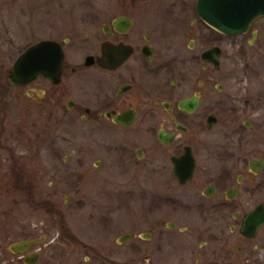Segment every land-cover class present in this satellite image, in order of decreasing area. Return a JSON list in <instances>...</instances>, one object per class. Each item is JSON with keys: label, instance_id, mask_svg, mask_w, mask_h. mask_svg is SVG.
I'll return each instance as SVG.
<instances>
[{"label": "flooded vegetation", "instance_id": "obj_1", "mask_svg": "<svg viewBox=\"0 0 264 264\" xmlns=\"http://www.w3.org/2000/svg\"><path fill=\"white\" fill-rule=\"evenodd\" d=\"M196 4L123 2L94 30L89 25L95 17L74 16L72 2L62 0L50 12L48 36L34 41L56 42L46 63L52 75L39 73L23 84L12 83L9 71L24 49L9 65L12 37L4 28L0 137L12 87L19 103L34 105L50 119L59 107L60 115L75 111L88 121L133 127L142 145L134 148L133 161L122 154L126 168L145 166L160 187L147 209H133L136 222L128 231L144 264H264V83L254 82L264 67L245 62L217 80L223 51L218 30L200 17ZM263 17L252 20L244 33L218 32L248 34L252 43L257 38L252 25ZM214 46L220 47L218 67L202 57ZM20 181L25 183L23 177ZM157 201L167 209L153 208ZM140 217L145 218L143 229ZM59 234L75 245L98 249L67 229L60 228ZM34 238L42 239L27 251L37 252L32 264L41 250L35 244L44 236ZM12 242L7 249L17 259L9 264H28L27 252L12 251ZM93 255L104 257L100 251Z\"/></svg>", "mask_w": 264, "mask_h": 264}, {"label": "rangeland", "instance_id": "obj_2", "mask_svg": "<svg viewBox=\"0 0 264 264\" xmlns=\"http://www.w3.org/2000/svg\"><path fill=\"white\" fill-rule=\"evenodd\" d=\"M61 1L0 0V32L8 27L12 37L9 65L36 39L48 36L50 12ZM67 1L72 2L74 16L87 13L97 19L89 25L95 30L118 12L120 3L131 0ZM252 27L257 29L252 43L247 41L248 34L229 37L216 32L223 50L217 80L222 81L224 73L237 70L233 67L245 62L264 67V17ZM261 71L255 77L256 85L264 83V68ZM13 89L0 137V264L16 263L13 259L17 255L7 249L10 242L39 236L44 239L35 244L41 248L35 264L146 263L143 253L133 248V237L117 242V237L129 233L136 222L133 209H147L160 188L145 166L126 168L129 163L122 154L135 159L134 148L142 145L138 132L133 127L85 120L75 111L60 115L59 107L55 119H50L34 105L19 103ZM96 159H100L98 164ZM13 169L22 170L28 188L12 186ZM153 208L167 209L158 201ZM61 216L70 233L98 249H87L61 237ZM138 220L143 229L145 218ZM96 251L104 257H91ZM85 255H90L88 261Z\"/></svg>", "mask_w": 264, "mask_h": 264}, {"label": "water", "instance_id": "obj_3", "mask_svg": "<svg viewBox=\"0 0 264 264\" xmlns=\"http://www.w3.org/2000/svg\"><path fill=\"white\" fill-rule=\"evenodd\" d=\"M196 10L204 21L218 31L236 35L246 32L252 20L264 15V0H197ZM55 45L56 42L53 40L42 39L27 46L15 59L9 71V80L15 84H23L39 73L51 76L52 72L46 63H49L50 50ZM202 57L218 67L220 47L214 46L204 51ZM186 103L187 101H184V104ZM129 237L130 234L126 233L119 236L118 240L124 241ZM40 239L42 238L20 239L12 242L10 249L16 253L27 252ZM36 257V251L24 255L28 264H32Z\"/></svg>", "mask_w": 264, "mask_h": 264}, {"label": "trees", "instance_id": "obj_4", "mask_svg": "<svg viewBox=\"0 0 264 264\" xmlns=\"http://www.w3.org/2000/svg\"><path fill=\"white\" fill-rule=\"evenodd\" d=\"M15 177H16V180L13 184V187L14 188H28L29 187V182H25V183H22L20 181V178L22 177V170L20 171H17L15 170ZM28 191V190H27ZM29 196V195H28ZM48 205V204H47ZM50 207V206H49ZM63 217L61 216V220L59 222V228H61L62 230H65L66 229V225L62 219Z\"/></svg>", "mask_w": 264, "mask_h": 264}]
</instances>
